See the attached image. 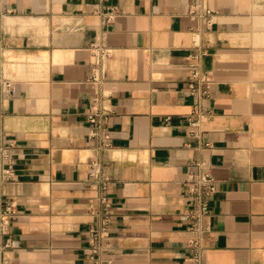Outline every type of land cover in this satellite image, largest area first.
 <instances>
[{
  "label": "crops",
  "instance_id": "obj_1",
  "mask_svg": "<svg viewBox=\"0 0 264 264\" xmlns=\"http://www.w3.org/2000/svg\"><path fill=\"white\" fill-rule=\"evenodd\" d=\"M93 44L112 51L99 86ZM0 76L14 168L0 197L17 207L0 259L264 264V0H0ZM96 100L109 149L87 118ZM199 160L217 192L196 249L184 215ZM105 178L110 251L92 257Z\"/></svg>",
  "mask_w": 264,
  "mask_h": 264
},
{
  "label": "built area",
  "instance_id": "obj_2",
  "mask_svg": "<svg viewBox=\"0 0 264 264\" xmlns=\"http://www.w3.org/2000/svg\"><path fill=\"white\" fill-rule=\"evenodd\" d=\"M93 58H94V72L91 75L89 82L93 85H101L107 78L106 60L111 56V48L106 44H93ZM198 82V84H196ZM210 78L202 74L200 71H193L191 74V90L192 93L206 95L209 93ZM13 82L7 78L0 76V91L3 88L12 90ZM104 96H107L104 94ZM109 109L96 100L88 112V121L92 126V132L102 139L104 148L113 147V136L107 128L105 123ZM190 124L196 131L198 120L195 118L190 119ZM11 146L5 143L0 137V185L13 181L14 168L11 159ZM199 170L197 173L191 174L188 180V210L184 215V219L188 222V229L195 236L191 240L193 248L198 249L200 246L197 236L204 231V219L211 213V200L217 192V182L215 177L210 171L204 161L197 162ZM96 179L100 176L96 174ZM109 178L102 180V195L100 197L101 208L94 209L93 213L101 217V223L93 225L90 230V251L91 256L95 257L104 251H110V244L106 242V247H103V241L108 240L109 228L111 225L112 217V204L109 196L105 193L108 189ZM17 214V207L12 200H5L0 197V241L10 234V226L13 217ZM0 247L5 250L12 247V239L7 238L6 242L1 243ZM107 252V253H108ZM199 257V256H198ZM105 260L103 259V262ZM103 262L100 261L102 264ZM110 262V260H108ZM0 264H11L7 256L0 259Z\"/></svg>",
  "mask_w": 264,
  "mask_h": 264
}]
</instances>
